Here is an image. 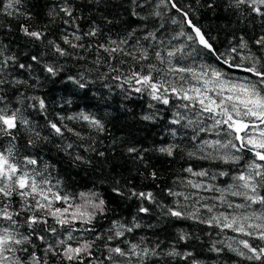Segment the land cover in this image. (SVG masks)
<instances>
[{
    "label": "trees",
    "instance_id": "16d2710c",
    "mask_svg": "<svg viewBox=\"0 0 264 264\" xmlns=\"http://www.w3.org/2000/svg\"><path fill=\"white\" fill-rule=\"evenodd\" d=\"M63 2L64 0H22L20 5L8 9L15 13L18 7L20 12L31 15L32 18L29 20L24 16L7 15L5 8L8 0H0V52L3 53V58L15 56L17 65L21 63L26 65L21 69L9 64L0 76L6 81L0 86V95L5 97L0 107H5L6 104L10 110L18 108L29 121L27 126L19 125L13 130L14 139L0 135V150L14 144L17 158L22 159L25 156L36 158L38 170L48 165L53 185L60 181L53 191L58 188L61 195L89 190L99 193L106 201V212L103 217H98L99 223L96 224L98 231L106 232L112 227V221H119L127 227L140 224L132 233H126V239L132 243H139L141 248L159 245L157 251L160 255L151 257L148 264H190L192 258L185 260L181 256L167 255L173 250L181 254L192 252L194 258L201 264H260L259 261H248L238 257L227 249L226 243L229 242V238L240 234L231 230L221 232L219 228L200 223L198 220L167 215V209L172 207L185 212L194 211L199 207L195 203L198 198L195 193L207 198L201 203L216 205L214 213L211 214L201 208L202 219L225 211L218 201L211 199L220 193L193 189L187 181H203L225 188L233 183L231 176L244 167L251 156L245 153L239 165L190 157L188 153L197 152L200 140L216 137L200 133L193 141L191 137L194 133L191 128L170 123L176 110L173 105L164 106L152 100L147 93L134 92L123 79L119 81L115 79L118 75L123 77L129 73L135 63L130 57L120 54L116 60H109L107 53L97 51L96 48L97 45L106 43L107 37L114 40L123 39L133 29L136 30L135 37L142 38L148 30H155L162 22L165 27L157 35L164 39L171 38L181 28L185 32H190L191 29L187 25L171 23L173 18L178 22L182 21L180 13L175 9L167 11L161 6L158 10L164 13L163 17L149 16L145 21L141 17L157 10L155 6L159 0H151L150 3H146V0H137V3L143 4L144 7H135L132 0H68L74 8L75 25H79V29H76L70 18L62 12L55 19L48 16L52 8H56L58 12ZM177 3L189 12L193 23L207 36L214 38V47L218 52H225L243 36L249 42L251 50L259 54L252 42L264 34V18L255 14L249 16L247 6H241L240 9L231 7L233 0H177ZM209 3L214 6L208 7ZM133 10L139 13V16L132 15ZM65 20L70 22L65 24ZM22 24L29 26L30 30L46 32L45 40L37 42L23 35L20 30ZM93 25L99 29L98 35L85 38L83 41L85 48L73 49L63 44L61 40L63 35H69L71 39L74 31L83 35L91 30ZM48 40L59 43L70 55L60 56L55 53L48 45ZM148 43L141 39L144 46ZM152 43L155 46L154 42ZM176 43L173 41V44ZM132 46H135L134 40L129 41L125 51L131 50ZM186 51H189L187 47ZM33 55L40 57V63L31 60ZM121 60L127 63L121 64L119 62ZM184 62L192 65H211L229 72L236 78L245 75L238 69H229L215 56L199 48L192 52L191 56L186 57ZM29 64L32 65L31 68L27 67ZM44 65L56 67L58 75L51 76L44 70ZM113 68L118 71H112ZM81 74L85 77V81L82 82H87L85 88H80L67 79L68 76H76L79 79ZM122 83L123 88L118 86ZM38 99L45 101L44 111L39 109ZM80 113L100 120L104 130L99 131L79 118L67 119L69 116L78 117ZM146 115L154 119L145 120L143 117ZM60 117L64 119L61 120ZM49 121L57 123L58 126L66 125L81 135L77 137L72 132L64 131L63 137L57 136L51 130ZM173 129L175 135L172 134ZM36 132L40 133V137L35 135ZM43 137H47V140L42 139ZM30 140L35 143L30 145ZM68 144H72L73 147L67 148ZM169 145L178 146L172 156L159 151L161 147ZM129 148H136L139 151L129 153L127 151ZM99 152H103L104 156H99ZM76 156L84 159L77 161ZM188 167H192L194 171L207 169L210 175L221 171H227L230 175L217 176L213 181L207 177H195L187 173L185 169ZM152 172L156 173L155 179L151 176ZM114 188L119 189L123 195L113 192ZM169 189L183 195H169ZM133 191L152 192L155 202L132 196ZM184 196H190V199L185 201ZM228 198L236 203L242 202L241 197ZM56 206L63 205L56 202ZM141 207L149 208V212L141 213L139 211ZM182 233L188 237L186 240L180 239ZM124 239L125 237L120 238ZM220 241L225 243L221 244ZM35 242L37 245L40 244L39 241ZM110 243L115 246L119 241ZM214 243L225 250L219 254L212 251L211 246ZM257 244L259 241L254 242V246ZM120 246L127 247V244Z\"/></svg>",
    "mask_w": 264,
    "mask_h": 264
},
{
    "label": "snow or ice",
    "instance_id": "6c2138e0",
    "mask_svg": "<svg viewBox=\"0 0 264 264\" xmlns=\"http://www.w3.org/2000/svg\"><path fill=\"white\" fill-rule=\"evenodd\" d=\"M21 2L22 0H8L5 11L9 16H24L30 20L31 15L20 12L18 7L15 13L8 11ZM150 2L151 0H146V3ZM132 4L135 7H144L143 4L137 3V0H132ZM161 6L167 11L175 9L180 13L182 21L178 22L173 18L172 24L187 25L191 31L185 32L181 28L171 38L164 39L157 35L165 27L162 22L155 30H148L142 38L135 37V29L123 39L114 40L107 37L106 43L96 46L97 51L102 50L107 53L109 60H116L120 54L130 57L135 63L129 73L123 77L118 75L115 79L118 81L123 79L134 92L147 93L152 100L164 106L173 105L176 110L170 123L191 128L194 133L191 137L193 141L200 133L212 134L216 137L200 140L197 152L188 153L190 157L196 156L198 159L219 160L224 164L239 165L245 153L251 156L244 167L231 176L233 183L225 188L203 181H187L193 189L220 193L219 196L211 199L218 201L220 207L226 209L225 211L202 219L201 208L211 214L214 213L216 205L201 203L207 198L195 193L194 195L198 197L195 203L199 207L194 211L185 212L172 207L167 209V215L198 220L200 223L219 228L221 232L231 230L240 234L229 238V242L226 243L227 249L238 257L264 264V34L252 42L259 54L251 50L249 42L243 36L238 38V43L221 53L214 47V38L207 36L193 23L189 12L179 6L177 0H159L155 6L157 10L141 19L146 21L149 16L163 17L164 13L158 10ZM213 6L212 3L208 4L210 8ZM230 6L236 9L247 6L249 16L255 14L264 18V0H233ZM61 12L70 18L76 29H79L73 17L74 8L68 0H64L58 12L56 8H52L48 16L55 19ZM132 15L139 16V13L133 10ZM70 20H65L64 23L68 24ZM20 30L23 35L37 42H43L47 35L44 31L30 30L29 26L23 24ZM98 31L99 29L93 25L91 30L83 35L74 31L71 39L69 35H63L61 40L70 48L83 49L85 38L96 37ZM141 39L148 41V45L141 44ZM130 40L135 41V46L125 51ZM173 41L177 43L173 44ZM47 43L60 56L70 55L59 43L53 40H48ZM186 47L189 51H186ZM197 48L215 56L229 69H238L245 75L236 78L229 72L211 65L186 64L184 62L186 57L191 56ZM16 59L15 56L3 58V53L0 52V76L9 64L21 69L26 67L22 63L17 65ZM31 60L40 63V57L36 55L31 56ZM119 62L127 63L123 60ZM27 67L31 68L32 65L29 64ZM44 70L51 76L58 75V69L54 66L44 65ZM112 71L118 69L113 68ZM67 79L80 88L87 87V82H82L85 81L83 74L79 79L76 76H68ZM5 83L6 81L0 78V86ZM124 83L118 86L123 88ZM4 101L5 97L0 95V103ZM38 106L44 111L45 101L38 99ZM77 118L88 122L99 131L104 130L103 123L90 115L80 113L78 117H67L69 120ZM143 118L154 119L147 115ZM60 119L63 120L64 117ZM28 124L29 121L18 108L10 110L6 104L5 107H0V135L14 139L13 130L19 125ZM49 126L54 134L60 137H63L64 131L72 132L77 137L81 135L63 124L58 126L57 123L49 121ZM172 134H176L175 129L172 130ZM35 135L40 137L39 132ZM42 139L47 140V137ZM34 143L29 141L30 145ZM72 147V144L67 145L69 149ZM177 148V145H169L161 147L159 151L172 156ZM127 151L138 153L139 150L129 148ZM98 155L103 157L104 153L99 152ZM75 159L82 161L84 158L76 156ZM37 165L38 160L31 156L17 158L14 144L0 150V264H52L53 261L55 264H105L106 261L107 264H148L151 257L160 255L157 251L159 245L141 248L139 243L127 241L126 233H132L134 229L139 228L138 223L127 227L119 221H112V227L106 232L98 231L96 228V224L99 223L98 217H103L106 212V201L99 193L89 190L61 195L58 188L53 191L60 181L53 185L48 173L49 166L45 165L43 169L38 170ZM185 171L195 177H207L213 181L217 176L230 175L227 171L210 175L207 169L194 171L192 167L186 168ZM151 176L155 179L156 173L152 172ZM113 192L123 195L117 188H114ZM168 194L183 195L172 192L171 189L168 190ZM131 195L155 202L152 192L133 191ZM229 196L241 197L242 202L236 203L230 200ZM189 199L190 196H184L185 201ZM56 202H61L63 206L57 207ZM139 211L148 213L149 208L141 207ZM122 237L125 239L120 240ZM187 238L183 233L180 235L181 240ZM35 241H39L40 244L37 245ZM112 241L119 243L113 246L110 243ZM256 241H259V244L254 246ZM220 243L225 242L220 241ZM120 244H127V247H121ZM211 250L219 254L225 249L217 247L214 243ZM167 255L181 256L185 260L192 258L190 264H201L194 258L192 252L181 254L173 250Z\"/></svg>",
    "mask_w": 264,
    "mask_h": 264
}]
</instances>
